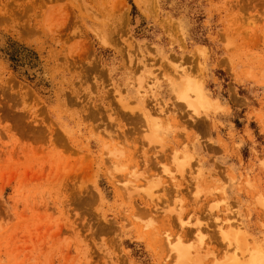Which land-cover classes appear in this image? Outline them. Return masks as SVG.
Wrapping results in <instances>:
<instances>
[{
  "label": "rangeland",
  "instance_id": "obj_1",
  "mask_svg": "<svg viewBox=\"0 0 264 264\" xmlns=\"http://www.w3.org/2000/svg\"><path fill=\"white\" fill-rule=\"evenodd\" d=\"M179 244L264 264V0H0V264Z\"/></svg>",
  "mask_w": 264,
  "mask_h": 264
},
{
  "label": "bare ground",
  "instance_id": "obj_2",
  "mask_svg": "<svg viewBox=\"0 0 264 264\" xmlns=\"http://www.w3.org/2000/svg\"><path fill=\"white\" fill-rule=\"evenodd\" d=\"M145 120V119H144ZM146 123V122H145ZM146 125V124H145ZM146 131V130H145ZM149 137V136H148ZM150 139V138H149ZM154 141V140H153ZM155 142V141H154ZM150 143V142H149ZM178 168H179V165H178ZM179 169H181V168H179ZM235 230H236V234H237V232H240L241 230H240V227H236L235 228ZM234 231V230H233ZM220 233V232H219ZM230 233V232H229ZM226 234H227V232H226ZM239 234V233H238ZM233 235V234H232ZM224 236V235H223ZM239 236V235H238ZM238 236H233L234 237V240H235V244H240V237H238ZM230 236H228V238H229ZM224 238V237H223ZM227 238V237H226ZM228 240V239H227ZM230 240V239H229ZM201 242V241H200ZM231 241L228 243L229 244V246L231 245ZM242 244V243H241ZM244 244V243H243ZM242 244V245H243ZM180 246V244L178 245V247H176L175 248V250L177 249L178 250V256H179V259H180V261L182 262V264H183V262L184 263H186V262H188V261H190L189 262V264H191V260H192V262H194L195 263V261H196V258L195 257H193L192 255L193 254H191L190 252H191V250H190V248H189V250H187V248L186 249H184L185 247L182 245L181 247H179ZM229 246H227V247H229ZM238 246H240V245H238ZM237 246V248H239ZM193 247V246H192ZM192 247H191V249H192ZM195 248H197V247H195ZM198 248H200V247H198ZM197 250V249H196ZM200 250H201V248H200ZM190 251V252H189ZM194 251V250H193ZM199 251V249L196 251V252H198ZM237 251V250H236ZM195 252V254H197ZM234 252V251H233ZM232 253V252H231ZM237 253V252H236ZM199 254H200V251H199V253L197 254V255H194V256H199ZM176 255H177V253H176ZM230 256V257H229ZM228 257L230 258H227V262H224L225 264H252L251 263V260L252 259H247V258H245V256H244V254L243 253H241L240 254V257H238V254H233L232 256L231 255H229ZM227 257V256H226ZM251 257V256H250ZM199 258V257H198ZM194 260V261H193ZM199 259H197V261H198ZM200 262V261H199ZM203 264V263H202Z\"/></svg>",
  "mask_w": 264,
  "mask_h": 264
},
{
  "label": "trees",
  "instance_id": "obj_3",
  "mask_svg": "<svg viewBox=\"0 0 264 264\" xmlns=\"http://www.w3.org/2000/svg\"><path fill=\"white\" fill-rule=\"evenodd\" d=\"M11 56H13V55H11ZM13 58V57H12Z\"/></svg>",
  "mask_w": 264,
  "mask_h": 264
}]
</instances>
